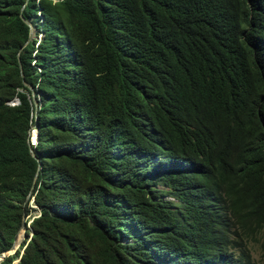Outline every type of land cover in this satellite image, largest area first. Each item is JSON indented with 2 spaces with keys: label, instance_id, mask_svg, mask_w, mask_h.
Returning a JSON list of instances; mask_svg holds the SVG:
<instances>
[{
  "label": "trees",
  "instance_id": "16d2710c",
  "mask_svg": "<svg viewBox=\"0 0 264 264\" xmlns=\"http://www.w3.org/2000/svg\"><path fill=\"white\" fill-rule=\"evenodd\" d=\"M27 215L0 264L264 259V0H0V253Z\"/></svg>",
  "mask_w": 264,
  "mask_h": 264
},
{
  "label": "clouds",
  "instance_id": "9594fccd",
  "mask_svg": "<svg viewBox=\"0 0 264 264\" xmlns=\"http://www.w3.org/2000/svg\"><path fill=\"white\" fill-rule=\"evenodd\" d=\"M25 22H26V20H24ZM28 25H29V34H30V29H32V37L29 39V36H28V40H27V42L29 41V40H31L32 38H33V31H35V29H34V27L30 24V23H28ZM37 37L38 38H40L41 37V33H38V35H37ZM16 100H18L17 98H16ZM18 102V101H17ZM36 130H37V128H36V125H33V126H31V128H30V130H29V135H28V142H29V144L30 145H35L36 144V140H37V136H36ZM33 132L35 133V142H33L34 140H33ZM32 201L33 202V197H29V199H28V201ZM34 204V203H33ZM35 208H36V206H35ZM37 212V211H36ZM38 213V212H37ZM37 213H35V214H37ZM35 214H34V216H35ZM27 218H29V216L27 217ZM32 218H33V216L32 217H30V219H26L25 218V223H26V225L27 226H25V223L23 224V228L25 229V227H29V224H30V222H31V220H32ZM19 233V232H18ZM15 239H17V237L15 238ZM19 245V244H18ZM8 250V249H7ZM16 251V250H15ZM4 252V251H3ZM23 252V250L21 251V253ZM11 254H13V253H9L8 255H11ZM8 255H6V256H8ZM0 256H3V254H2V252L0 253ZM5 256V257H6ZM2 258V257H1ZM0 258V261L1 260H3V258L1 259ZM16 262L18 261V260H15ZM15 261H13V263H16Z\"/></svg>",
  "mask_w": 264,
  "mask_h": 264
},
{
  "label": "rangeland",
  "instance_id": "374dc122",
  "mask_svg": "<svg viewBox=\"0 0 264 264\" xmlns=\"http://www.w3.org/2000/svg\"><path fill=\"white\" fill-rule=\"evenodd\" d=\"M34 33H35V31H33V37H35ZM15 100H16V99L10 101L9 103H10V104H15V103H17V102H15ZM34 142H35V141H34ZM30 205H31V207H34V208H35V206H36L35 204H33L32 201H30ZM37 212H38V210H37ZM37 212H33L32 215H34V214L37 213ZM28 216H29V215L25 216V218H26V219H30V217H32V216H30L29 218H27ZM26 226H27V225H26ZM21 230H22V234H23L22 237H21L22 240H21V242L19 243V245L16 247V249H18V248L20 247L21 243L23 242V240L26 239L25 229L22 227ZM21 230H20V231H21ZM17 236H18V235H17ZM18 237H19V236H18ZM16 249H15V250H16ZM252 250H253V252H252V259H253L254 264H264V259L261 258L259 248H258L257 246H254Z\"/></svg>",
  "mask_w": 264,
  "mask_h": 264
},
{
  "label": "water",
  "instance_id": "95a60500",
  "mask_svg": "<svg viewBox=\"0 0 264 264\" xmlns=\"http://www.w3.org/2000/svg\"><path fill=\"white\" fill-rule=\"evenodd\" d=\"M32 37V29H30V34H29V39ZM18 100H15V102H17ZM34 105L36 106V102L34 101ZM36 136H37V130H36ZM35 177H36V175H35ZM29 197H30V193L27 195V197H26V199H25V202H27L28 201V199H29ZM25 223V216H24V218H23V224ZM23 224H22V226L20 227V229L18 230V232H20V230H21V228L23 227ZM15 242H16V239L14 240V242H13V244H12V246L8 249V250H5L4 252H2V254H3V256H0V258L2 257V258H4L6 255H8L9 253H14L15 252ZM1 258V259H2ZM16 262V261H15Z\"/></svg>",
  "mask_w": 264,
  "mask_h": 264
},
{
  "label": "bare ground",
  "instance_id": "6f19581e",
  "mask_svg": "<svg viewBox=\"0 0 264 264\" xmlns=\"http://www.w3.org/2000/svg\"><path fill=\"white\" fill-rule=\"evenodd\" d=\"M34 138H35V133L33 132V140L35 141ZM34 141H33V142H34ZM22 235H23V234H22V230H21V231L19 232V237L16 239V242H15V248H16V247L18 246V244L21 242V240H22V239H21Z\"/></svg>",
  "mask_w": 264,
  "mask_h": 264
}]
</instances>
